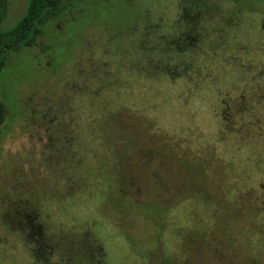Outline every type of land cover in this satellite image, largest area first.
I'll use <instances>...</instances> for the list:
<instances>
[{
  "label": "rangeland",
  "instance_id": "1",
  "mask_svg": "<svg viewBox=\"0 0 264 264\" xmlns=\"http://www.w3.org/2000/svg\"><path fill=\"white\" fill-rule=\"evenodd\" d=\"M93 1L64 0L0 74V264H36L32 233L51 239L50 264L100 260L87 250L101 264H264V0L218 4L172 80L150 64L177 67L153 42L181 35L182 0ZM28 3L8 0L0 29ZM249 128L250 144L235 134ZM249 172L237 193L230 178Z\"/></svg>",
  "mask_w": 264,
  "mask_h": 264
},
{
  "label": "trees",
  "instance_id": "2",
  "mask_svg": "<svg viewBox=\"0 0 264 264\" xmlns=\"http://www.w3.org/2000/svg\"><path fill=\"white\" fill-rule=\"evenodd\" d=\"M64 0H29L27 11L25 15L16 23V25L7 30L0 29V74L2 71L7 67L8 62H9V55L14 52L22 51L24 49L31 48L35 46L41 38L44 36L46 28L45 25L47 24V21L55 17L56 15L59 14V10L61 9V5ZM95 1V0H94ZM93 1V2H94ZM105 1V0H104ZM128 1V3H131L130 0H124ZM227 1H231L234 4L233 0H191V4L189 0H182L178 7L182 11L186 10H195V11H204L208 16L212 15L215 11H218L220 7H218V4H224ZM93 5H96L93 3ZM103 4V2L101 3ZM101 7V5H100ZM99 8V7H98ZM8 12V0H0V24L3 23L6 19ZM183 14V13H182ZM212 18V17H211ZM188 19L186 18V14L184 13L182 16L178 18L176 22H173L174 24L178 26H182L184 24H187ZM160 24V23H159ZM172 25V24H171ZM169 31V30H166ZM163 33V31H161ZM164 34V33H163ZM164 38L160 39L158 36L154 37L155 39L157 38L159 41H154L153 44H157L159 46V53L162 54L163 56H167L170 54V56H175L174 58L170 57L171 62H178L177 67H165L164 70H161L159 72H155L154 70L158 71V66L156 64L152 63L150 64L151 71L153 75L158 73V78H165L167 80L169 79H175L176 76L181 75L184 73V71L188 69V66L185 64V59H182L184 57L183 55V49L182 47L179 49L177 48V45H175L174 42H172L170 39H167L169 35L164 34ZM170 38V37H169ZM153 41V40H151ZM169 41V43H167ZM155 47V46H154ZM154 47L152 50H154ZM156 51V50H155ZM169 59V58H168ZM147 62L150 60V58L145 59ZM149 67V66H148ZM150 67L147 68L150 70ZM182 70V71H181ZM181 72V73H180ZM182 76V75H181ZM170 77V78H169ZM8 119V105L6 102L0 97V134L3 131V128L7 122ZM261 121V120H260ZM255 128V127H254ZM253 129V128H252ZM247 131H251V128L248 129H243V131H237L235 133L238 137L239 135L244 134L242 137L243 142L248 141L250 144V141L253 142L256 140L255 138L248 137L247 138ZM243 132V133H242ZM252 133V132H249ZM255 133V131H254ZM253 134V133H252ZM250 141H249V140ZM252 144V143H251ZM254 147H257V153L254 155V159L256 160V164L253 166L254 168H257V170H263L264 171V142H261V140H257L256 144H253ZM253 159V161H254ZM247 161H251L250 159H247ZM255 162V161H254ZM241 175V174H240ZM250 177V172L248 174V177L242 178L238 177V175L233 178H230L231 182H235L238 186V184H241L240 186L237 187V193H242L244 189L245 182L248 180ZM234 179V180H233ZM241 182V183H240ZM209 190L213 189H207L205 193L202 194V198L204 203H211L214 200H210L211 197H209ZM259 197H255V205L256 208L258 209V212L255 217L261 218L264 221V189H260ZM123 197L129 195L133 196L132 194L129 193H122ZM220 196V194H219ZM205 210H210V213L212 212V208H204ZM208 212V211H207ZM209 213V214H210ZM35 217H37V214H35ZM188 218V217H187ZM189 222V219L187 220ZM201 221L197 220V223ZM28 223V222H27ZM190 223V222H189ZM30 228H47V225L44 224L42 225L37 218L33 221L32 224L28 225ZM191 228V227H190ZM195 228V227H194ZM38 230V229H37ZM161 232V230H160ZM262 233V232H261ZM30 233V236L37 241L38 243V248L34 247V243H32L33 250L35 251L33 254V257L37 258V261H35L36 264H50V260L47 258V253L49 252V249L47 247L48 243L47 240H51L48 236H44L42 233ZM47 235V234H46ZM89 236H86L85 241L87 244V247H95L96 248V240L94 239L93 241H90L89 238H91L90 234H87ZM89 243V244H88ZM98 243V248L101 251H104L102 247L100 246L101 244L97 240ZM37 249L39 251H37ZM93 250H87L89 256H91V259L93 261L96 259H100L103 262L104 254L101 256L92 255ZM54 252L51 251V254ZM87 254V255H88ZM54 255L52 256V258ZM54 263V262H53ZM95 262L94 264H96Z\"/></svg>",
  "mask_w": 264,
  "mask_h": 264
},
{
  "label": "flooded vegetation",
  "instance_id": "3",
  "mask_svg": "<svg viewBox=\"0 0 264 264\" xmlns=\"http://www.w3.org/2000/svg\"><path fill=\"white\" fill-rule=\"evenodd\" d=\"M233 1H234V6L238 8L239 0H233ZM184 13L186 14V18L188 19V21H187V24L179 26L183 28V31L181 35L174 40V43L175 45H177V48L175 49H179L182 47L183 52H184L183 55L185 56V54H188L190 56L189 57L190 59L195 56L196 50L197 48H199L197 45L199 34L197 32L190 31V29H192L194 26H197V27L200 26L199 24L202 22L206 23V17H209V16L204 11L198 12L195 10H186V11H183V14ZM183 14L179 16H182ZM186 29H188V31H186ZM169 31H172V30H169ZM164 37H165L164 34L160 32L158 35V38L162 39ZM33 216H35V213ZM33 220H35V218H33ZM26 223L27 225H30L33 223L31 214L26 215ZM96 262H97L96 264H101V260H96Z\"/></svg>",
  "mask_w": 264,
  "mask_h": 264
}]
</instances>
